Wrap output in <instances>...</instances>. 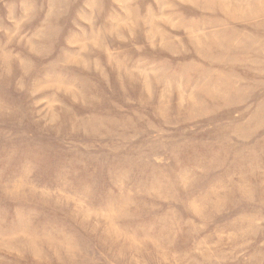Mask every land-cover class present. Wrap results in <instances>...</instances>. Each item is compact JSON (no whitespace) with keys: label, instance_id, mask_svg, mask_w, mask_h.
Here are the masks:
<instances>
[{"label":"rangeland","instance_id":"obj_1","mask_svg":"<svg viewBox=\"0 0 264 264\" xmlns=\"http://www.w3.org/2000/svg\"><path fill=\"white\" fill-rule=\"evenodd\" d=\"M0 264H264V0H0Z\"/></svg>","mask_w":264,"mask_h":264},{"label":"bare ground","instance_id":"obj_2","mask_svg":"<svg viewBox=\"0 0 264 264\" xmlns=\"http://www.w3.org/2000/svg\"><path fill=\"white\" fill-rule=\"evenodd\" d=\"M246 9V8H245ZM263 51V50H262ZM259 58V57H258Z\"/></svg>","mask_w":264,"mask_h":264}]
</instances>
